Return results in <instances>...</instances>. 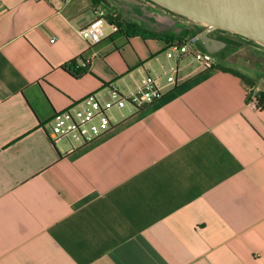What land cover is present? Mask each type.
Here are the masks:
<instances>
[{"label": "crops", "instance_id": "0c3cea01", "mask_svg": "<svg viewBox=\"0 0 264 264\" xmlns=\"http://www.w3.org/2000/svg\"><path fill=\"white\" fill-rule=\"evenodd\" d=\"M111 1L0 0V264H264V110L250 103L264 77L221 63L237 36L217 30L212 67L167 57L164 39L111 38L108 23L91 46L80 31ZM154 15L128 22L185 36ZM82 57L87 72L64 69ZM146 76L160 99L111 110L87 146L50 141L55 112Z\"/></svg>", "mask_w": 264, "mask_h": 264}, {"label": "built area", "instance_id": "2783aa9c", "mask_svg": "<svg viewBox=\"0 0 264 264\" xmlns=\"http://www.w3.org/2000/svg\"><path fill=\"white\" fill-rule=\"evenodd\" d=\"M106 23L104 13L101 12L80 31V34L91 46L97 45L105 38ZM113 29L115 30V28ZM200 35L188 36L184 43H172L167 57L180 59L190 56L207 67L214 66L216 64L214 55L200 48L202 43ZM91 60L92 58H86V61L82 63V68H90ZM176 73L177 66H173L165 73L169 83L175 84ZM158 80V77L146 76L142 79L139 87L127 95L120 94L112 87L110 100L106 102H101L94 93L89 94L83 100L73 103L70 108L55 112L46 125L47 136L53 144L66 141L74 149L97 141L113 128L109 115L111 110L123 109L126 106L141 110L160 99L162 94ZM250 103L251 106L257 108V97H253Z\"/></svg>", "mask_w": 264, "mask_h": 264}, {"label": "water", "instance_id": "95a60500", "mask_svg": "<svg viewBox=\"0 0 264 264\" xmlns=\"http://www.w3.org/2000/svg\"><path fill=\"white\" fill-rule=\"evenodd\" d=\"M165 10L209 28L200 35L212 54L224 44L212 38L222 31L264 47V0H149Z\"/></svg>", "mask_w": 264, "mask_h": 264}, {"label": "rangeland", "instance_id": "374dc122", "mask_svg": "<svg viewBox=\"0 0 264 264\" xmlns=\"http://www.w3.org/2000/svg\"><path fill=\"white\" fill-rule=\"evenodd\" d=\"M110 4H112V7H110L105 14L114 13L124 18L126 21L134 20L144 24H153L152 20L155 18L152 19L148 17L147 14L154 17V12L158 11L175 19V33L180 35L191 28L192 24L203 28V33L209 30L205 25L169 12L149 0H112ZM142 4H146L148 8H144ZM144 15H146L147 18ZM144 19L148 23L145 22ZM160 31L167 33L165 30ZM235 38L237 39L231 40V46L225 51V56L220 62L227 63L235 69L244 71L246 74L252 75L253 78L257 76L264 77V47L242 37Z\"/></svg>", "mask_w": 264, "mask_h": 264}, {"label": "trees", "instance_id": "16d2710c", "mask_svg": "<svg viewBox=\"0 0 264 264\" xmlns=\"http://www.w3.org/2000/svg\"><path fill=\"white\" fill-rule=\"evenodd\" d=\"M104 17H105L107 23L111 27L115 28V31L112 34L111 38H115L119 35L125 34L128 36H130V35L141 36L144 39L160 38V39L166 40L167 42H169L171 44L174 43V41H171V38L157 34V33H154V32H150L148 30H145V29L141 28L138 24L128 22L124 18L120 17L117 14L110 13V14L105 15ZM203 31H204L203 28H201L200 26L197 27V26H195V24H192L191 28L186 30L185 36H183L182 38H175V43H184L185 38H187L188 36L202 34ZM84 61H86V58L82 57V63ZM74 65H75V62H72L71 64L65 65L64 69L71 72L75 76H81L82 74L87 72L89 69V68L80 67L79 70L75 71L73 69ZM214 66H217V65H214ZM219 67H221V66H219ZM221 68L225 71H230V72H233L234 74L239 75L238 72H236L235 70H233L231 68H225V67H221ZM240 76L243 78V80H245V82L248 83L247 77L243 76L242 74H240ZM256 97L258 100L257 107L264 110V92L258 93V95H256Z\"/></svg>", "mask_w": 264, "mask_h": 264}, {"label": "flooded vegetation", "instance_id": "af4514ba", "mask_svg": "<svg viewBox=\"0 0 264 264\" xmlns=\"http://www.w3.org/2000/svg\"><path fill=\"white\" fill-rule=\"evenodd\" d=\"M213 32V31H212Z\"/></svg>", "mask_w": 264, "mask_h": 264}]
</instances>
